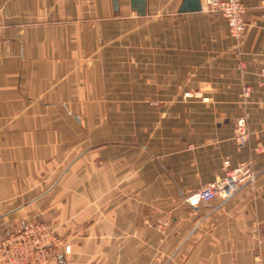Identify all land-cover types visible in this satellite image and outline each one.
<instances>
[{
  "label": "crops",
  "instance_id": "crops-1",
  "mask_svg": "<svg viewBox=\"0 0 264 264\" xmlns=\"http://www.w3.org/2000/svg\"><path fill=\"white\" fill-rule=\"evenodd\" d=\"M181 1L0 0V239L39 221L70 247L50 264H264V0L239 47ZM226 160L254 179L190 206Z\"/></svg>",
  "mask_w": 264,
  "mask_h": 264
},
{
  "label": "built area",
  "instance_id": "built-area-1",
  "mask_svg": "<svg viewBox=\"0 0 264 264\" xmlns=\"http://www.w3.org/2000/svg\"><path fill=\"white\" fill-rule=\"evenodd\" d=\"M202 10L220 14L227 23L229 32L239 47L244 39L248 24L245 20L246 7L241 0H201ZM239 53V50L237 51ZM261 84L264 85V70L260 73ZM251 90L243 84L240 91V104L243 112L234 121L232 140L237 148L247 146L250 130L248 126L247 106ZM224 175L206 183L200 189L189 193L186 202L190 206L208 202L213 198H228L239 188L254 179L255 172L251 160L230 167L223 162ZM264 233V224L262 226ZM62 247L65 254L70 253L69 245L62 244L55 230L39 221L24 222L17 230L7 233L0 240V264H50L52 249Z\"/></svg>",
  "mask_w": 264,
  "mask_h": 264
},
{
  "label": "water",
  "instance_id": "water-1",
  "mask_svg": "<svg viewBox=\"0 0 264 264\" xmlns=\"http://www.w3.org/2000/svg\"><path fill=\"white\" fill-rule=\"evenodd\" d=\"M132 8L139 15L145 14L146 0H129ZM114 7L117 8L118 0H113ZM202 10L201 0H182L179 6L180 12H193Z\"/></svg>",
  "mask_w": 264,
  "mask_h": 264
},
{
  "label": "rangeland",
  "instance_id": "rangeland-1",
  "mask_svg": "<svg viewBox=\"0 0 264 264\" xmlns=\"http://www.w3.org/2000/svg\"><path fill=\"white\" fill-rule=\"evenodd\" d=\"M205 12H209L208 10H204ZM248 27H249V25H248ZM248 27H247V30H248ZM247 32V31H246ZM245 36H246V34H245ZM244 36V37H245ZM125 45V52H123V53H126V54H129V52H130V48H131V45H130V36L126 39V43L124 44ZM127 73H126V76H124L121 80H122V83H129V72H128V67H127ZM1 240V239H0ZM62 243V242H61ZM58 247H55V248H53L52 250V253H53V255H54V257H52V259H51V262L53 263V262H55V249H57Z\"/></svg>",
  "mask_w": 264,
  "mask_h": 264
}]
</instances>
